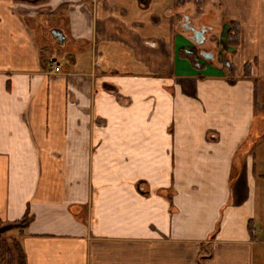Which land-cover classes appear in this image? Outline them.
Here are the masks:
<instances>
[{
	"label": "crops",
	"instance_id": "obj_1",
	"mask_svg": "<svg viewBox=\"0 0 264 264\" xmlns=\"http://www.w3.org/2000/svg\"><path fill=\"white\" fill-rule=\"evenodd\" d=\"M177 2L0 0V220L31 218L26 264L252 263L264 0L214 1L234 73L197 62Z\"/></svg>",
	"mask_w": 264,
	"mask_h": 264
},
{
	"label": "rangeland",
	"instance_id": "obj_2",
	"mask_svg": "<svg viewBox=\"0 0 264 264\" xmlns=\"http://www.w3.org/2000/svg\"><path fill=\"white\" fill-rule=\"evenodd\" d=\"M214 1L216 0H207L200 9H197L191 1L186 3L184 7H176L173 10L174 13H172L174 25L182 23V15L185 14L190 19V23L194 28H197L200 23L210 27V31H208V34L206 35L205 42L200 48H197L189 41V38H187L189 44H192V50L194 51L193 56H195L198 63L205 64L208 68L217 67L219 65L224 68L223 63L224 60L227 59L230 66L227 70L234 73L236 70L237 58L234 53H230V50L233 48L230 46L228 47L226 44V31L228 30V23L230 22V18L227 16V4H218ZM236 9L237 8L234 10L236 11ZM177 29L181 32L178 27ZM185 36L187 37V35ZM55 45L56 43L54 46ZM199 51L211 52L214 55V60L207 61L203 59L199 55ZM57 57L59 60L65 59L64 57H60V55H57ZM251 60H253V58H251ZM250 66L252 70L253 64H250ZM253 129L254 134L251 139L254 140L257 147V170L260 173H264V80H258L257 83V108L255 110ZM259 197V219L255 221V231L257 233L259 243L254 248L251 264H264V199L261 198V196ZM17 233L18 231L16 230L8 233L5 237H17Z\"/></svg>",
	"mask_w": 264,
	"mask_h": 264
},
{
	"label": "trees",
	"instance_id": "obj_3",
	"mask_svg": "<svg viewBox=\"0 0 264 264\" xmlns=\"http://www.w3.org/2000/svg\"><path fill=\"white\" fill-rule=\"evenodd\" d=\"M191 1L197 9H200L207 0H178L175 7L181 8ZM239 25L235 22L228 23V30L226 31V44L227 46L236 49L239 45ZM188 61L190 58L188 55L185 57ZM242 77L247 79H252L253 81V101H254V111L257 108V83L256 78L251 76V66L250 64H245L242 68ZM31 218L29 216H24L21 220L16 222H4L0 220V264H26L25 254L22 246L19 242L18 237L7 236L10 232L18 231V234L23 232L28 226ZM249 228V226H248ZM253 226L250 225V230Z\"/></svg>",
	"mask_w": 264,
	"mask_h": 264
},
{
	"label": "water",
	"instance_id": "obj_4",
	"mask_svg": "<svg viewBox=\"0 0 264 264\" xmlns=\"http://www.w3.org/2000/svg\"><path fill=\"white\" fill-rule=\"evenodd\" d=\"M188 23H189L188 17H185L184 25H181V27L183 28L184 32L192 33V37L190 38V41L192 43H194L196 46H201L205 42V36H206V32L208 28L202 27L200 30H196L193 27L189 26ZM49 33H50L51 38L55 41L57 45L59 46L64 45L66 37L61 30L54 28L50 30ZM205 58L208 60H211L212 55H205ZM226 67L230 68L228 63Z\"/></svg>",
	"mask_w": 264,
	"mask_h": 264
},
{
	"label": "flooded vegetation",
	"instance_id": "obj_5",
	"mask_svg": "<svg viewBox=\"0 0 264 264\" xmlns=\"http://www.w3.org/2000/svg\"><path fill=\"white\" fill-rule=\"evenodd\" d=\"M185 17H188L187 15H185V14H183L182 15V23H179V24H177V27L181 30V32L183 33V34H185V35H187V38H189V41H190V38L192 37V33L191 32H184V30H183V28L181 27V25H184V18ZM188 20H189V26H191V27H193L192 25H191V23H190V19L188 18ZM202 27H206V28H208L207 29V32H206V35L208 34V31H210V27H208V26H206L205 24H202V23H200L199 24V26L197 27V28H194V29H196V30H200ZM205 39H206V36H205ZM191 42V41H190ZM192 43V42H191ZM192 44H194V43H192ZM204 44V43H203ZM202 44V45H203ZM195 45V44H194ZM201 45V46H202ZM196 46V45H195ZM201 46H196L197 48H200ZM199 55L203 58V59H205V60H207V61H213L214 60V55L211 53V52H204V51H199ZM205 55H212V59L211 60H208V59H206L205 58ZM227 59H225L224 60V66H226L227 65Z\"/></svg>",
	"mask_w": 264,
	"mask_h": 264
},
{
	"label": "built area",
	"instance_id": "obj_6",
	"mask_svg": "<svg viewBox=\"0 0 264 264\" xmlns=\"http://www.w3.org/2000/svg\"><path fill=\"white\" fill-rule=\"evenodd\" d=\"M48 61L50 64V73L58 74L61 72V65L56 60L52 58Z\"/></svg>",
	"mask_w": 264,
	"mask_h": 264
}]
</instances>
